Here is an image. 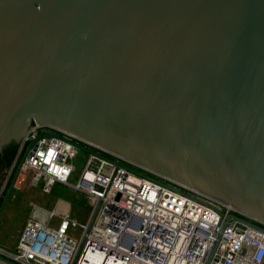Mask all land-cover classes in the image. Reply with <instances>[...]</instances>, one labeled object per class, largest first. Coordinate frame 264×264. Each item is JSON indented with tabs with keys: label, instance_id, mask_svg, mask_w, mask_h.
<instances>
[{
	"label": "water",
	"instance_id": "obj_1",
	"mask_svg": "<svg viewBox=\"0 0 264 264\" xmlns=\"http://www.w3.org/2000/svg\"><path fill=\"white\" fill-rule=\"evenodd\" d=\"M30 113L264 222V0H0V180Z\"/></svg>",
	"mask_w": 264,
	"mask_h": 264
},
{
	"label": "built area",
	"instance_id": "obj_2",
	"mask_svg": "<svg viewBox=\"0 0 264 264\" xmlns=\"http://www.w3.org/2000/svg\"><path fill=\"white\" fill-rule=\"evenodd\" d=\"M11 186L63 183L88 202L84 221L29 216L0 264H264V222L50 124L33 122ZM86 152L80 169L73 159ZM77 173L72 183L70 176Z\"/></svg>",
	"mask_w": 264,
	"mask_h": 264
},
{
	"label": "rangeland",
	"instance_id": "obj_3",
	"mask_svg": "<svg viewBox=\"0 0 264 264\" xmlns=\"http://www.w3.org/2000/svg\"><path fill=\"white\" fill-rule=\"evenodd\" d=\"M29 115L33 122L37 121L34 113H30ZM41 122L53 125L76 135L72 131L64 129L61 126L47 120ZM76 136L84 138L78 134ZM20 143L21 139L0 180V244L4 246H7L5 245L6 243H13V241L16 242L18 238H16V235L19 233L23 222H25L26 218L29 216L48 221L50 223H55L62 214L68 213L71 217L76 218L81 222L85 220L88 212L87 198L82 193L75 191L66 184L57 182L49 191H45L41 189L40 186H34L29 182H25L18 188L11 186L13 178L12 167L16 162ZM100 146L104 147L103 145ZM85 156L86 152L80 150L78 156L73 159L78 169L81 168L82 163L85 160ZM150 169L153 170L152 168ZM76 180L77 173H74L70 176L69 181L74 183ZM226 204H228V202ZM233 207L238 209L235 206ZM239 211L243 212L242 210Z\"/></svg>",
	"mask_w": 264,
	"mask_h": 264
},
{
	"label": "crops",
	"instance_id": "obj_4",
	"mask_svg": "<svg viewBox=\"0 0 264 264\" xmlns=\"http://www.w3.org/2000/svg\"><path fill=\"white\" fill-rule=\"evenodd\" d=\"M23 224H24V222H23ZM23 226V225H22ZM22 226H21V229H22ZM21 229H20V231H21ZM20 231H19V233H20ZM18 233V234H19ZM18 234L16 235V238L18 237ZM15 241H13V243H3V244H5V245H7V246H13L15 243H14Z\"/></svg>",
	"mask_w": 264,
	"mask_h": 264
}]
</instances>
